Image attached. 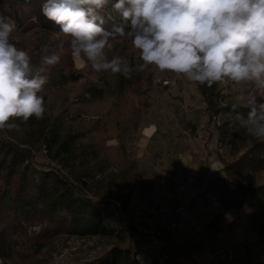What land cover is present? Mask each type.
Segmentation results:
<instances>
[{"label": "trees", "instance_id": "trees-1", "mask_svg": "<svg viewBox=\"0 0 264 264\" xmlns=\"http://www.w3.org/2000/svg\"><path fill=\"white\" fill-rule=\"evenodd\" d=\"M115 2L110 0L106 7L97 10L106 21L102 27L111 32L114 27L123 26L127 33L130 25L112 8ZM43 3L45 0H0V14L11 16L17 23L18 30L10 36V43L28 52L33 69H45L41 75L47 77V82L39 95L44 96L46 108L55 93L82 77L72 64L70 37L42 15ZM127 38L130 37L116 36L110 38V42ZM53 54L60 55V63L44 65L43 58ZM143 72H135L130 79L117 74V93H135V84L144 81L148 84L149 75L143 78ZM219 84L209 88L196 83L208 122L222 117L227 121L221 128H227L231 122H242L249 109L239 105L233 110L232 104L223 103ZM84 92L80 97L82 102L91 103L102 97L94 85ZM15 123L19 124L17 129L0 132L1 264H6L14 254L39 255L59 238L109 237L123 242L121 220L115 206L95 197L105 184L104 174L109 170L118 168L125 176L134 177L133 165L124 160V147L107 145L110 124L95 121L86 130L72 132L68 125L70 120L61 115L50 120L33 117L26 123L19 120ZM188 126L194 130L193 125ZM226 136L230 148L238 154L229 161L220 158L224 176H209L204 190L198 194L207 203H216L222 208L206 225L212 235L224 224L228 210H239L249 200H264V182L254 181L264 172V142L252 140L240 150L235 139L229 134ZM38 153L43 154L45 163L37 160L35 154ZM114 172L109 174L115 175ZM96 175L99 179L94 178ZM208 195L214 201H210ZM32 227H39L38 232L28 233ZM135 254L129 246L115 245L81 264H138Z\"/></svg>", "mask_w": 264, "mask_h": 264}, {"label": "rangeland", "instance_id": "rangeland-1", "mask_svg": "<svg viewBox=\"0 0 264 264\" xmlns=\"http://www.w3.org/2000/svg\"><path fill=\"white\" fill-rule=\"evenodd\" d=\"M110 43L112 48L105 49L107 59L120 56L133 65L142 63L131 38ZM71 58L74 70L82 78L55 93L46 107L44 117L50 120L61 115L70 120L68 125L72 132L86 130L95 121H103L112 127L109 134H106L109 139L107 145L124 147V160L133 165L134 177L125 176L118 168L109 170L104 174L105 184L99 188L95 197L115 206L124 240L122 242L109 237L85 240L59 238L39 255L14 254L10 260H6V264H81L99 257L115 245L129 246L133 250H159L162 245L152 247L148 238L136 232L138 225L158 224L173 211L171 208L177 196L170 198L161 194L165 187L161 189L156 181L162 177H165V181H187L191 185L189 195H194L199 188L204 190L203 181H207L209 176H224L220 158L229 161L237 156L238 153L230 148L228 137L224 135L233 137L240 150L252 140H257L246 131L242 122H231L227 128H221L227 121L222 117L208 122L197 85L186 77L170 72L162 73L154 66H149L143 72V78L149 75L148 84L145 81L135 84V93L130 91L119 95L115 89L117 75L97 73L90 64L76 61L73 55ZM165 79L170 81L169 86L162 84ZM91 85L101 91L102 97L91 103L82 102L80 97L85 95V89ZM219 87L224 96L223 103L233 104L237 96L247 98L251 95L256 96L257 104L264 102V87L254 81L236 84L226 80ZM240 105L246 106V103ZM189 124L193 125L194 130H191ZM149 125L156 127V138L163 140L159 144L156 141L158 148L153 149L152 153H149L148 147H141L139 141L142 129ZM35 155L40 163L46 162L43 154ZM171 168L173 172H169ZM110 171H115V175L109 174ZM94 178L99 179V175ZM254 181L257 184L263 183L264 172L257 175ZM199 199L211 210V214L222 211L218 204ZM194 204L192 201L191 209L195 208ZM145 209L154 213L150 214ZM38 230L39 227H32L28 233H36ZM215 231L209 238L210 242L217 241L232 251H240L248 264H264V200H249L239 210H228L224 224ZM208 232L211 234L210 230ZM173 254H170L169 264L176 263Z\"/></svg>", "mask_w": 264, "mask_h": 264}, {"label": "clouds", "instance_id": "clouds-1", "mask_svg": "<svg viewBox=\"0 0 264 264\" xmlns=\"http://www.w3.org/2000/svg\"><path fill=\"white\" fill-rule=\"evenodd\" d=\"M110 0H45L41 12L70 37L71 53L97 73L108 72L130 79L133 72L154 66L187 80L206 85L230 80L236 84L256 82L264 87V0H116L112 8L130 25L105 31V19L97 10ZM35 19V18H34ZM16 21L0 14V132L19 127V120L44 118L42 92L45 69H33L27 51L10 36ZM131 38L142 63L133 65L120 56L107 59L110 38ZM59 54L45 56L43 64L60 63ZM235 110L246 103L249 111L242 125L255 139L264 142V102L237 96ZM155 128V126H152Z\"/></svg>", "mask_w": 264, "mask_h": 264}, {"label": "crops", "instance_id": "crops-1", "mask_svg": "<svg viewBox=\"0 0 264 264\" xmlns=\"http://www.w3.org/2000/svg\"><path fill=\"white\" fill-rule=\"evenodd\" d=\"M156 137V127L153 128L152 125H149L143 128L139 138L140 146L148 147L149 153H152L153 149L158 148L159 141H163ZM156 141H158V144H156ZM165 141H167V138ZM156 182L161 189L165 187L161 194L170 196V198L177 196L175 197L176 203L172 205L171 211L177 207L186 206L179 214L177 230L164 240L162 247L159 249L169 257L170 254L174 253L173 257L176 258L174 264H248L247 259L241 255L240 251H232L220 242L209 241L212 234L208 232L206 225L218 212L211 214V210L205 207L198 197L194 198L201 191L200 188L194 195H189L191 185L187 181H165L163 184H160L159 181ZM203 183L205 184L206 181H203ZM184 186L188 188L186 189ZM192 201L195 202V208L193 209L190 208ZM133 251L136 253L134 259L138 264H157L152 256L156 250L135 248ZM228 252L231 253L232 259L227 257ZM170 261L171 258L166 264H169Z\"/></svg>", "mask_w": 264, "mask_h": 264}, {"label": "built area", "instance_id": "built-area-1", "mask_svg": "<svg viewBox=\"0 0 264 264\" xmlns=\"http://www.w3.org/2000/svg\"><path fill=\"white\" fill-rule=\"evenodd\" d=\"M164 86H169L171 83L168 80H163ZM168 171V170H167ZM174 169H169V172H173ZM160 184L165 182V177L160 179ZM210 201H214V198L208 195ZM186 206H180L174 209L171 213H168L158 224L142 223L136 227V232L139 236L146 237L150 241L152 247L161 246L164 240H166L173 232H175L179 226V214L183 211ZM150 214L154 212L150 209H145ZM157 264H166L169 260V256L161 250H156L152 254ZM227 257L232 259L230 252L227 253Z\"/></svg>", "mask_w": 264, "mask_h": 264}]
</instances>
